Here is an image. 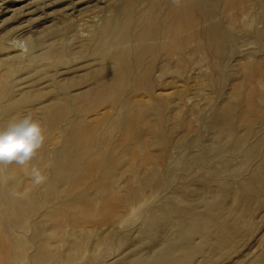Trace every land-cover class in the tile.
I'll use <instances>...</instances> for the list:
<instances>
[{
    "label": "rangeland",
    "instance_id": "obj_1",
    "mask_svg": "<svg viewBox=\"0 0 264 264\" xmlns=\"http://www.w3.org/2000/svg\"><path fill=\"white\" fill-rule=\"evenodd\" d=\"M152 1L0 0V123L11 108L37 118L32 108L54 94L91 87L68 116L111 115L66 140L64 159L41 148L31 162L41 185L14 164L0 170V232L15 264H264L263 0L205 2L227 28L218 55L188 31L180 48L140 40L126 12ZM102 149L86 180L68 161Z\"/></svg>",
    "mask_w": 264,
    "mask_h": 264
},
{
    "label": "bare ground",
    "instance_id": "obj_2",
    "mask_svg": "<svg viewBox=\"0 0 264 264\" xmlns=\"http://www.w3.org/2000/svg\"><path fill=\"white\" fill-rule=\"evenodd\" d=\"M2 1L3 0H1V2ZM206 1L207 0H181L180 5L177 6V5L172 3V0H154L152 2H149V4L146 5L147 7H141L140 4L130 6L127 9L125 18H126L127 23L129 22V24H132V25L135 24V26H137V29H139V30L141 29L140 31H138L140 34V36H139L140 40L146 39V38H153L155 41L162 43L163 47L165 46L166 41L170 40V42L166 45L167 47H179L180 48L183 44L186 43V41L184 42L183 40H185L187 38V37H185V35H184V37L180 38V35L182 32L188 31V35L190 34L189 36H192V40H193V37L195 40V36H196V38L198 37V38L205 39L206 41L204 42V45H205V47L207 45V47L209 48V50H210L209 53L212 55H218L219 53L217 51L214 52L213 46L215 44L224 43V41H223L225 39L224 38V31H225L226 27H225V24L222 20H220V21L214 20V17L217 18V15L215 16L216 11L214 9L209 11V10H206L204 8ZM238 1L239 0H236V3ZM241 2H243V1L241 0ZM246 2L248 3V1H246ZM239 3H240V1H239ZM260 4H261V7L264 8V0ZM2 7L3 6L1 5V8ZM262 10L264 11V9H262ZM241 13L245 14L244 11H241ZM238 20H240V19H238ZM231 21H233V20H231ZM126 40H128V39H126ZM192 40L190 39V41H189V39H188L189 42H191ZM181 41H183V43ZM139 42H141V41H139ZM157 48H159V45H157L155 47L154 46H148L146 50H154L155 51ZM179 48H177V49H179ZM174 49H176V48H174ZM199 49H200V47H199ZM175 54H178V53H175ZM179 55H180V53H179ZM145 59H146V57H145ZM144 67H145V65H144ZM124 71H125V69H124ZM128 72H130V71H128ZM114 73L117 74V72H114ZM118 75H120L119 72H118ZM126 77L124 76V78H126ZM105 80L107 81V79H105ZM105 80H103V79L99 80L98 83L101 84L100 87H106V85L108 83H105ZM115 81H116V79H115ZM110 87H112V86H110ZM86 90H88V89H86ZM86 90H85V92L82 90V93L81 92L80 93H74V94L68 93L67 95L66 94H64V95H57V94L55 95L54 94L49 102H47V103L42 102V104H41V106H39V108L37 106L32 108L31 112L33 111L34 115L38 113L37 118L35 115L36 119L40 120L43 123V125L49 124V126H50L52 124L51 127L48 126L49 130L56 131V135H55L54 140H53L54 146L49 148V149L42 147V150L44 153L43 155L46 156L48 153L51 152V153L56 154L57 155L56 157L58 159H64L65 156L67 155V152L72 150V147H70L68 144H66L67 143L66 140H69V139L74 140L78 135L79 136L83 135V133L86 132V130L88 132L94 134L97 132L96 126H98V125H100V123L102 124L104 121L110 119L111 115H107V112H104L102 116H100L98 118H93L92 120H87V119L83 120V117H81L82 118L81 119V118H79V115L77 116V118H73L74 116H72V117L68 116L70 111L73 109V103H74L75 99L76 100L77 99L84 100L87 96H90V97L93 96L90 94L93 91L92 87H91V90H89V91H86ZM81 116H84V115H81ZM2 117H3L4 121L2 123H0V127H2L3 124H7L10 120H12L14 118L18 119L19 118L18 117V111L15 110L14 108H11L10 114H6ZM84 118H85V116H84ZM83 121H84V123H83ZM64 123L67 124L66 127L63 125ZM100 130H102V128ZM103 147H101V148H103ZM103 149L105 150V148H103ZM102 150L97 151L94 155L85 156L84 154H82V156L80 158L78 156L74 155L75 157L69 158L68 161L71 159V161H69V162H71L72 165H75V166L78 165L77 166L78 168H79V163H80V166H84L85 170H84L83 175H81V176H85V179L84 178L83 179L86 180V177L90 178L93 175H95V173L97 172V169L102 166L103 159H104V155H103L104 150L103 151ZM42 157H44V156H42ZM36 159H35V161H36ZM45 161H43V162H45ZM53 164H54V162H53ZM13 166L17 170L19 168H22L21 166L16 165V164H14ZM54 167L56 168V164H54ZM79 176L80 175L75 173L73 175L72 174L66 175L65 177H66V180L68 182H71L72 180L78 178ZM21 191L22 190L18 189L16 191V193H21ZM2 197H4V195H2ZM13 198L15 199L17 207L23 208L25 206L26 202L24 201L25 200L24 198H21L19 196H13ZM254 198H255V193L254 194H243L242 199L245 200V202L244 201H241V202L243 204V211L244 212H248L250 210L249 206L251 204H249V203L250 202L252 203V201H254ZM110 200H111V198L109 199V201ZM106 201H108V200H105V202ZM94 202H95L94 199L93 200L86 199L84 204H86V205L94 204ZM73 203H74V201H73ZM79 203H77V204H79ZM238 203H239V200H237L233 203V209H235L238 206ZM104 207L107 208L106 205H104ZM223 216H224L223 217L224 219H228V217H229V215H223ZM10 240H11V238L8 235L5 236L3 233L0 232V264H15V262L11 258V246L9 245Z\"/></svg>",
    "mask_w": 264,
    "mask_h": 264
},
{
    "label": "clouds",
    "instance_id": "obj_3",
    "mask_svg": "<svg viewBox=\"0 0 264 264\" xmlns=\"http://www.w3.org/2000/svg\"><path fill=\"white\" fill-rule=\"evenodd\" d=\"M179 6L181 0H172ZM46 129L43 123L32 114L10 120L6 126L0 127V170L3 166L16 164L22 167L35 185L43 184L47 177L41 169L32 165L46 142ZM24 194L13 192V196Z\"/></svg>",
    "mask_w": 264,
    "mask_h": 264
}]
</instances>
